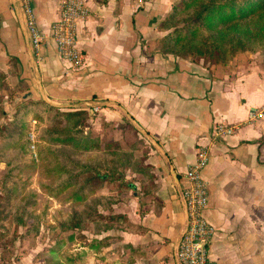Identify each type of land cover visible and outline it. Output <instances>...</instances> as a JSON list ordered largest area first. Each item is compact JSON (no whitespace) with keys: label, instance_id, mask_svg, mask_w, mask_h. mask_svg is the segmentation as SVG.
Instances as JSON below:
<instances>
[{"label":"crops","instance_id":"crops-1","mask_svg":"<svg viewBox=\"0 0 264 264\" xmlns=\"http://www.w3.org/2000/svg\"><path fill=\"white\" fill-rule=\"evenodd\" d=\"M32 2L39 28L49 33L60 0ZM83 2L88 15L77 24V38L84 63L73 69L51 39L33 48L18 0H0V70L14 59L24 95L66 110L88 109L86 128L101 140H138V164L149 174L131 169L134 190L101 211L126 217L94 235L109 236L106 245L94 251L77 243L89 255L84 264H178L185 172L200 145L210 156L203 171L204 213L215 228L210 263L264 264V113L249 120V111L264 109V48L223 64L192 61L156 47L173 0ZM217 122L233 132L213 139ZM42 262L38 257L36 264Z\"/></svg>","mask_w":264,"mask_h":264},{"label":"rangeland","instance_id":"rangeland-1","mask_svg":"<svg viewBox=\"0 0 264 264\" xmlns=\"http://www.w3.org/2000/svg\"><path fill=\"white\" fill-rule=\"evenodd\" d=\"M177 1L173 0L172 5ZM158 45L159 41L156 47ZM15 75L16 65L13 63L6 72L0 70V264H20V261L22 264H36L38 257L43 264L46 258L52 261L66 255L75 257V264H84L89 255L82 253L84 250L77 243L83 246L94 236L95 230L87 221V214L94 212L92 218L102 220L103 214L98 211L112 209V204L125 202L129 190L120 184V176L116 174L109 182L89 181L87 188L93 192H87L86 202L73 203L70 200L69 195L78 186L63 187L67 176L83 163L97 166L100 172H105L111 158L101 151H74L67 144L49 141L48 137L52 139L61 135L46 132L63 128L65 120L47 106L67 110L27 96L30 94L24 95L27 87L15 79ZM84 110L89 114L88 109ZM87 120L72 129L75 136L78 131L86 132L98 139L101 148L107 141H113V137H102L101 140L98 134H91V130L86 128L89 126ZM122 139L123 145L118 144L127 151L128 164L120 166V169L126 180L132 182L135 178L128 167L134 162L139 163L140 152L135 150L140 145L132 135L122 136ZM86 174L79 176L78 181L81 182ZM94 197L97 198L96 203H93ZM74 212L83 217L79 229H64L58 224ZM71 233L73 239L68 241ZM61 241L63 245L57 252L50 251L55 243ZM75 252L81 256L73 255Z\"/></svg>","mask_w":264,"mask_h":264},{"label":"trees","instance_id":"trees-1","mask_svg":"<svg viewBox=\"0 0 264 264\" xmlns=\"http://www.w3.org/2000/svg\"><path fill=\"white\" fill-rule=\"evenodd\" d=\"M160 28L167 31L159 40L158 48L162 53L192 61L202 60L204 63L209 62L208 64L226 63L236 53L255 51L264 47V0H178L161 21ZM13 60L11 59L12 63L16 65ZM47 107L54 109L55 115H61L65 120L63 128L46 132L50 135H61V137L52 139L48 137L49 141L67 144L74 151H101L111 158L106 165L107 170L105 172H100L97 166L83 163L67 176V181L64 182L63 187L78 186L69 195L73 203L86 202L88 199L87 192H93L92 189L87 188L89 181L109 182L116 174L120 176L118 179L121 185H124L128 190H134V185L131 186V182L125 179L124 173L120 169V166L123 167L128 163L125 157L127 151L121 149L122 147H119L118 142L107 141L101 148L98 146V139L86 132L78 131L77 136H75L72 129L89 118L86 110L61 111L54 106L49 105ZM128 168L142 172L145 177L149 174L146 171L148 166L139 165L135 162ZM84 173H87L86 176L79 182V176L84 175ZM12 188L13 190L16 189L14 185ZM96 199L94 197L93 203H96ZM98 212L103 214L102 220L92 218L94 212L87 214L89 216L87 221L94 226V235H100L102 231L114 228L117 224H124L126 221V217L122 214ZM82 218V215L74 212L58 224L63 225L64 229H79ZM67 239L68 241L73 239L72 233L68 235ZM108 240L109 236L99 238L93 236L85 245L94 251H98L108 243ZM62 245L63 241L57 242L50 251L55 253ZM76 255L81 256L80 253ZM75 260V257L66 255L52 261L46 258L43 264H75Z\"/></svg>","mask_w":264,"mask_h":264},{"label":"built area","instance_id":"built-area-1","mask_svg":"<svg viewBox=\"0 0 264 264\" xmlns=\"http://www.w3.org/2000/svg\"><path fill=\"white\" fill-rule=\"evenodd\" d=\"M18 1L33 48L37 51L51 39L59 56L68 61L71 68H80L84 63V57L78 46L77 24L84 21L88 15L83 0H60L59 16L51 23L49 33L39 28L32 0ZM97 109L95 106L93 111ZM263 113L264 109L251 110L249 120L260 118ZM233 130L234 126L217 122L212 128V138L229 135ZM209 159L208 148L198 146L195 161L185 172L187 184L183 187L182 197L186 207V227L176 247L175 258L178 264H211L209 243L215 228L204 213L208 204V190L203 177Z\"/></svg>","mask_w":264,"mask_h":264}]
</instances>
